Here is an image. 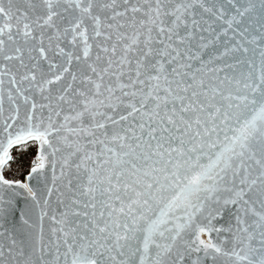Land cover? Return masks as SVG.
Masks as SVG:
<instances>
[{
    "label": "snow or ice",
    "instance_id": "obj_1",
    "mask_svg": "<svg viewBox=\"0 0 264 264\" xmlns=\"http://www.w3.org/2000/svg\"><path fill=\"white\" fill-rule=\"evenodd\" d=\"M0 264H264V0H0Z\"/></svg>",
    "mask_w": 264,
    "mask_h": 264
}]
</instances>
